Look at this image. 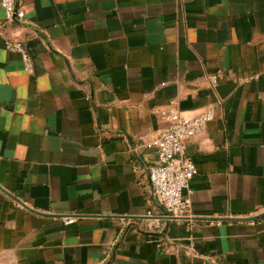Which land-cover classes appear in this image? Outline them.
<instances>
[{
	"label": "crops",
	"instance_id": "0c3cea01",
	"mask_svg": "<svg viewBox=\"0 0 264 264\" xmlns=\"http://www.w3.org/2000/svg\"><path fill=\"white\" fill-rule=\"evenodd\" d=\"M17 2L7 23L0 0V264H264V0ZM172 103L215 109L186 142L192 218L148 176Z\"/></svg>",
	"mask_w": 264,
	"mask_h": 264
},
{
	"label": "built area",
	"instance_id": "2783aa9c",
	"mask_svg": "<svg viewBox=\"0 0 264 264\" xmlns=\"http://www.w3.org/2000/svg\"><path fill=\"white\" fill-rule=\"evenodd\" d=\"M7 23H21L25 13L19 8L17 0H1ZM7 48L19 53L27 72H33V62L24 45L18 41H8ZM216 84L218 77L212 78ZM174 103L167 110L157 114L167 123L157 137L147 145L157 153V162L148 167L149 181L158 205L173 218H192L191 181L197 175L195 163L186 156V142L206 129L215 118L214 107H209L199 115L188 118L174 108ZM78 216L62 217L65 225H73Z\"/></svg>",
	"mask_w": 264,
	"mask_h": 264
}]
</instances>
